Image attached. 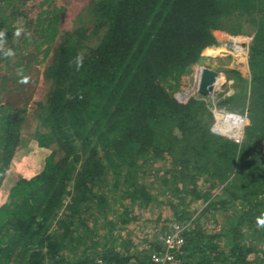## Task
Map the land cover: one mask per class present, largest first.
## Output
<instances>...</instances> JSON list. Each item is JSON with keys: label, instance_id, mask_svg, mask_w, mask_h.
I'll use <instances>...</instances> for the list:
<instances>
[{"label": "trees", "instance_id": "1", "mask_svg": "<svg viewBox=\"0 0 264 264\" xmlns=\"http://www.w3.org/2000/svg\"><path fill=\"white\" fill-rule=\"evenodd\" d=\"M92 12L90 34L75 29L56 45L65 13L56 0H0V187L26 113L2 95L44 64L50 88L36 113L44 132L34 138L61 153L10 187L0 206V264H154L157 238L175 225L185 241L181 264H264V0H94ZM244 27L253 30L250 79L217 103L247 113L237 144L211 131L204 100L173 93L217 46L213 31L240 35ZM149 163L189 180L175 193L204 206L193 208L196 217L153 190ZM145 232L148 247L136 251Z\"/></svg>", "mask_w": 264, "mask_h": 264}, {"label": "rangeland", "instance_id": "2", "mask_svg": "<svg viewBox=\"0 0 264 264\" xmlns=\"http://www.w3.org/2000/svg\"><path fill=\"white\" fill-rule=\"evenodd\" d=\"M94 0H56L58 6L65 8V13L61 19L60 24V36L57 39L56 45L62 42L64 34L71 32L75 29L84 28L88 31V34L93 30L94 14L92 12V3ZM30 16L34 14V11L29 10ZM215 39H219L223 43L225 42L227 47L223 57L219 54H212V58L208 53L204 52V61L200 65L193 66L181 76L178 82V88L173 93V96L181 102H186L189 98H197L204 100L210 112L213 116V123L211 125V131L220 119L223 121L227 114L237 115L243 122L242 129V141L244 136V128L249 124L247 113H233L228 112L221 106L217 105L220 99L235 94H239L244 91L245 81L250 79V70L248 66V54L249 45L253 37V30L244 27V30L239 35L230 34L224 30H215L212 32ZM225 36L227 38L225 39ZM229 49V50H228ZM239 49H244L245 52H239ZM239 50V51H238ZM208 54V55H205ZM214 59V60H213ZM47 64L37 67L31 74V82L26 83L22 87L18 88L17 85H11L7 92L3 93V102L15 108L25 109V119L20 131V142L16 150L15 156L11 162V165L5 175V179L0 187V206L5 202L10 187L21 178H30L39 173L44 164V158H46L51 152H56V157L59 158L61 153L56 146L45 149L40 148L34 138L36 132H44L40 126L36 117L38 104H43L49 94V83L43 77V71ZM208 68L217 73V84L209 95L202 96L197 92V80L199 77L200 69ZM221 122V121H220ZM215 133V132H214ZM216 135L228 137L229 134L215 133ZM241 141V142H242ZM161 170L149 163L146 165L145 170L149 173L145 180L153 183V190L167 199L168 201L176 202L181 207L189 208L191 211L196 209H202L194 204H189L190 200L187 196L179 197L176 192V188L185 189L189 180L177 177V180L172 176V169ZM172 168V167H171ZM169 170V171H168ZM168 183H164V181ZM212 196H219L220 188L214 187L211 191ZM108 198H113L108 196ZM112 211L118 209V205L111 203ZM112 213V212H111ZM198 212L192 211V216L196 217ZM215 214V213H213ZM212 213H208L204 218L210 223L215 222ZM216 217H220L218 224L220 227L225 228L226 222L224 217L218 212ZM225 223V224H224ZM101 224V223H100ZM101 225L98 229L101 230ZM103 232V230H101ZM145 231V230H144ZM148 233L140 235L135 244L136 251H143L148 247L149 237ZM258 241V240H257ZM257 252H264V242L260 247L257 246ZM260 257L263 256L259 254ZM69 256V255H68ZM254 256H252L253 258Z\"/></svg>", "mask_w": 264, "mask_h": 264}, {"label": "built area", "instance_id": "3", "mask_svg": "<svg viewBox=\"0 0 264 264\" xmlns=\"http://www.w3.org/2000/svg\"><path fill=\"white\" fill-rule=\"evenodd\" d=\"M241 119V118H240ZM242 122V120H241ZM218 125L216 123L213 131L218 133ZM243 122L241 126V135L238 137H231L230 140L233 142L240 144L242 141V129ZM222 130V128H221ZM159 244L161 245V251L152 252L150 254V259L154 264H181L183 257V249L185 246V241L182 236V228L180 226H173L172 231L168 235H161L158 238ZM95 264H102L101 261H96Z\"/></svg>", "mask_w": 264, "mask_h": 264}, {"label": "bare ground", "instance_id": "4", "mask_svg": "<svg viewBox=\"0 0 264 264\" xmlns=\"http://www.w3.org/2000/svg\"><path fill=\"white\" fill-rule=\"evenodd\" d=\"M217 76L214 77V82L213 84H216L218 83L217 82ZM213 85V88L215 87ZM212 88V90H213ZM221 121V122H220ZM220 121L218 120V123L220 125H218V133H225V134H229L228 136H231V137H238L241 135V126H242V122H241V119L237 116V115H233V114H227L225 116V119L222 121L220 119ZM222 128V130H221Z\"/></svg>", "mask_w": 264, "mask_h": 264}, {"label": "water", "instance_id": "5", "mask_svg": "<svg viewBox=\"0 0 264 264\" xmlns=\"http://www.w3.org/2000/svg\"><path fill=\"white\" fill-rule=\"evenodd\" d=\"M217 76L213 70L208 68H201L197 80V92L202 96L209 95L212 92V84L214 77Z\"/></svg>", "mask_w": 264, "mask_h": 264}, {"label": "crops", "instance_id": "6", "mask_svg": "<svg viewBox=\"0 0 264 264\" xmlns=\"http://www.w3.org/2000/svg\"><path fill=\"white\" fill-rule=\"evenodd\" d=\"M227 38V36H225V39ZM224 40V39H223ZM223 40L222 42L219 40V39H216L217 41V46H214V47H210V48H207L205 50V53H208L209 56L212 58V54L214 55L215 52H218L217 54H219L220 56H214V57H223L225 56L226 52L224 51L227 47L229 46H226L225 42L223 43ZM229 50V49H228ZM208 54H205V55H208ZM216 55V53H215ZM214 60V59H213ZM45 159V158H44Z\"/></svg>", "mask_w": 264, "mask_h": 264}, {"label": "clouds", "instance_id": "7", "mask_svg": "<svg viewBox=\"0 0 264 264\" xmlns=\"http://www.w3.org/2000/svg\"><path fill=\"white\" fill-rule=\"evenodd\" d=\"M3 35H4V33L0 32V38H2ZM16 35L17 36L20 35V31L19 30L16 32ZM11 54L12 53H11L10 50L6 53V55H11ZM82 63H83V57L82 56H77L76 57V67H77V69H79V67L82 65ZM22 82H26V80L22 81ZM257 225H258V227L264 228V218H258L257 219Z\"/></svg>", "mask_w": 264, "mask_h": 264}]
</instances>
